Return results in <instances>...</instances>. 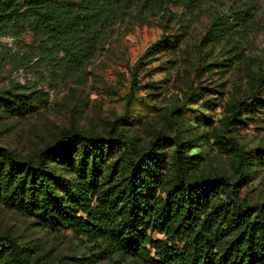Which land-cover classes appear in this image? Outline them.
<instances>
[{
    "label": "rangeland",
    "instance_id": "rangeland-1",
    "mask_svg": "<svg viewBox=\"0 0 264 264\" xmlns=\"http://www.w3.org/2000/svg\"><path fill=\"white\" fill-rule=\"evenodd\" d=\"M29 1L0 0V237L20 245L25 264H142L102 240L43 228L38 213L8 202L11 163H34L66 131L117 143L96 158V193L118 187L126 174L129 150L120 138L131 151L147 152L162 135L174 143L157 150L163 156L157 195L164 196L178 171L189 180L221 176L232 183L243 174L238 204L264 202V110L250 108V100L237 116L241 122L225 126L236 102L254 94L264 100V83L258 84L264 74V0H208L193 7L133 0L97 34L80 65L66 62L51 37L26 20ZM65 1L79 9L64 24L68 36L73 18L93 15L101 2ZM32 93H42L34 113L7 110V100ZM229 140L244 152L241 165ZM176 144L184 145L181 168L174 161ZM80 145L69 163L47 160V172L83 186L88 177L77 169Z\"/></svg>",
    "mask_w": 264,
    "mask_h": 264
},
{
    "label": "trees",
    "instance_id": "trees-1",
    "mask_svg": "<svg viewBox=\"0 0 264 264\" xmlns=\"http://www.w3.org/2000/svg\"><path fill=\"white\" fill-rule=\"evenodd\" d=\"M131 1L101 0L93 15L73 18L70 36L63 34V27L79 9L68 1L32 0L23 16L33 20L42 35L51 37V47L63 53L66 62L80 65L95 48L97 34ZM163 1L193 7L208 0ZM263 83L264 74L258 78V84ZM34 94L7 100L5 106L17 116L34 113V104L42 103V93ZM250 100V108L264 110V100L255 94L236 102L226 118V128L241 122L237 116ZM172 142L160 135L147 152H133L120 138L119 143L129 150L126 174L118 187L96 193V158L117 143L66 131L54 147L42 150L34 163H11L5 175L11 187L7 200L19 211L38 213L43 228L69 230L88 242L102 240L142 264H264V202L238 204L245 184L243 174L232 183L221 176L189 180L178 171L164 196L156 194L162 184L159 170L163 162L157 150ZM76 144L81 146V151H76L78 172L84 179L88 177L83 186L68 185L60 175L46 170L47 160L69 163ZM228 144L241 165L244 152L234 141ZM183 146L175 145L174 161L179 168L186 162L181 156ZM15 171L20 172L17 178ZM154 233L161 238L154 239ZM4 261L25 264L20 245L0 237V264Z\"/></svg>",
    "mask_w": 264,
    "mask_h": 264
}]
</instances>
